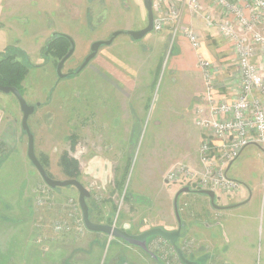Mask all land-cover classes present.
<instances>
[{
  "label": "rangeland",
  "instance_id": "obj_1",
  "mask_svg": "<svg viewBox=\"0 0 264 264\" xmlns=\"http://www.w3.org/2000/svg\"><path fill=\"white\" fill-rule=\"evenodd\" d=\"M1 9L2 17L14 14L10 22L12 27L17 26L11 31L5 27L9 47L5 52L13 60H27L29 65L21 81L22 94L27 103H38L28 118V126L34 137L35 154L44 169L53 179H77L90 192L86 204L92 222L118 225L126 218L132 220L136 229L140 228L139 221L145 225L150 212L141 213L148 210L150 200L147 202L134 192V187L150 186L154 191L151 200L163 209L172 204L175 190L182 188L166 181L169 170L181 164L201 168V131L192 121L204 90L199 65L203 59L215 64L219 71L217 90L228 92L222 81L236 71L234 61L227 59L230 53L220 50L226 39L218 32L199 35L201 45L196 50L170 24L140 40L123 33L110 45L101 46L95 57L76 73L94 40H106L115 30H139L146 26L142 0H0ZM181 12L183 28L187 23ZM27 25L35 27L37 33L29 35L32 39L23 44L20 31ZM54 30L69 34L75 42L74 52L63 64V78L55 71L59 60L43 54ZM20 40L22 49L17 50L14 45ZM37 51V55L32 54ZM0 111L1 215L24 216L19 205L30 198L50 243L28 239L29 250L35 254L56 247L63 260L71 243L87 231L78 191L74 186H47L32 165L27 157V134L21 127L22 112L14 95L0 91ZM61 157L76 162L77 176L64 173ZM229 167L228 176L238 179L241 185L226 196L246 194L249 202L232 212L241 222L255 224L248 226L256 235L253 264H264V147L246 146ZM186 194L176 198L178 216L201 193ZM205 196L209 199L204 194L202 197ZM9 202L11 212L5 208ZM56 224L69 229L56 231ZM183 229L182 234L188 232ZM5 234L0 237V250L5 255L14 249L18 254L26 252L23 235ZM184 234V240L193 239ZM9 236L15 242L9 243ZM183 255L190 260L187 254ZM11 257L0 254V264H9L11 259L10 264H21L19 258ZM45 260L47 264L54 263L52 255Z\"/></svg>",
  "mask_w": 264,
  "mask_h": 264
},
{
  "label": "built area",
  "instance_id": "obj_2",
  "mask_svg": "<svg viewBox=\"0 0 264 264\" xmlns=\"http://www.w3.org/2000/svg\"><path fill=\"white\" fill-rule=\"evenodd\" d=\"M151 1L153 31H161L170 24L172 30L179 31L197 50L201 45L198 32L180 26L181 10L186 8L201 15L207 27H216L232 46L236 71L232 78L237 86L234 93L217 90L219 71L215 64L203 59L199 65L204 90L193 121L201 131V168L181 164L166 176L167 182L187 187L189 192L212 190L217 197L229 195L241 185L228 176L229 166L246 146L264 147V0H212L220 10L217 19L204 10L200 0ZM1 119L0 111V122ZM54 228L69 229L64 224H56ZM164 243L166 240L158 237L150 244L162 259L166 254ZM192 244V240H184L181 250L189 249Z\"/></svg>",
  "mask_w": 264,
  "mask_h": 264
},
{
  "label": "crops",
  "instance_id": "obj_3",
  "mask_svg": "<svg viewBox=\"0 0 264 264\" xmlns=\"http://www.w3.org/2000/svg\"><path fill=\"white\" fill-rule=\"evenodd\" d=\"M200 2L204 10L212 13L216 19L219 18L220 10L212 0H200ZM3 11L4 10L1 9L0 12L3 13ZM2 13H0V54L6 53V49L9 48L6 41L7 37L5 36V27L8 28V31H11V29L15 30V27L17 29V26L12 27V22H10L14 14L2 17ZM183 20L187 23V25L184 26L193 28L196 32H198L199 35H204L207 33V35L212 36L215 32L216 34L218 32L216 27H207L204 24L201 15L193 14L186 8L183 10ZM19 29L22 28H18V30ZM22 30L23 31L20 32H22L21 34L24 37V39H22L23 44L29 43V40L32 39L31 37H28L29 35L37 33L35 27L31 28L28 27V25ZM53 33L66 34L65 32L54 30L50 36H52ZM66 35L70 36L69 34ZM223 40L225 39L223 38ZM225 41V44L220 48V50H222L221 52L223 53H230L231 57H227V59H232L234 61L232 46L227 40ZM20 43L21 40L17 41V43L14 45V48H17V50L22 49L19 46ZM35 43L36 42H34V44ZM33 50L34 49L31 51ZM32 54L37 55L38 51ZM224 78L225 81H222V84H226V86H228V93H234V91L237 89L236 82L232 81L231 76H226ZM193 118L194 116L192 117V121ZM232 179L236 181L238 180L235 177ZM149 187L150 186L144 189H141L139 186L134 187V192L140 193L139 195L142 197L144 196L146 200H150V202L147 200L148 210H143L141 213L144 215L143 213L150 212L151 217L145 220V225H143L144 221H139V226L141 229H136L131 219L127 220L126 218H123L118 225L114 224L115 226L125 230L130 234H139L145 230L155 227L162 228L165 231H174L180 228V236L177 240V245L179 248L183 245L184 233L182 234L181 229L184 228L183 231H188L184 234V236L188 235L192 237L193 244L188 250L185 252L182 250V252L183 254H187L192 264H253L255 250L254 243L256 240V235L252 229L248 228V226L255 224H253V222H241V219H237L236 214L232 212L236 211L239 206L247 203L248 200H246V194L242 193L236 197H222L218 203L214 201L219 207L211 206L212 203L210 199H208L206 196V198H203V194H197L193 198L194 204L190 206V208H183L178 218L175 209V196L177 189L175 190L176 192L172 200V204H166V206L162 209L157 208V201L154 203L153 200H151V198L154 196V191L151 187ZM179 197L180 196L177 198ZM217 198L218 197L215 196V199ZM160 203L161 202H158V205ZM33 207L34 204L31 202L30 198H27L25 203L19 205L20 213H24V216L9 218V216L6 215L5 217H2V213L0 212V237L4 233H6L5 235H23L25 243L24 247L27 246L26 252L24 254H22V251H20V254H18L14 248L13 251H9V249H7L6 251H9L6 252L7 255H5V252L0 250V254L4 257L12 255L13 258H19L21 264H47V260H45V258L49 255H52L54 262L51 264H184L179 262L180 259L178 255L176 254L172 245L167 241L166 244L164 243L166 248L165 262L157 252H151L150 250H152V248L150 247V244L156 239L154 236L147 239V244L150 248L149 252H147L138 246L128 244L122 239L113 238L106 234L89 230L84 232L82 237H78L74 243H71L70 249L66 254L67 256H65L63 260H60V251L56 247H53L50 252H47V248L46 250L43 249L42 251L38 250L34 254V250H29L28 248V239L34 240L38 238V240L40 239L42 241H47L46 244L50 242L46 240L47 237L44 235V232L47 234V231L44 226H42V224L37 221V214H35ZM5 208L11 212L12 204L9 202L7 206L5 205ZM7 241L9 243L15 242L13 237L10 238V236L9 238L7 237ZM103 257H107L106 260L103 259ZM11 261L13 260H9L8 263L10 264Z\"/></svg>",
  "mask_w": 264,
  "mask_h": 264
},
{
  "label": "water",
  "instance_id": "obj_4",
  "mask_svg": "<svg viewBox=\"0 0 264 264\" xmlns=\"http://www.w3.org/2000/svg\"><path fill=\"white\" fill-rule=\"evenodd\" d=\"M142 1H143V6L147 13L146 26H144L143 28L139 30H125V31L115 30L111 33L108 39L93 41L90 45L89 53L85 56L83 62L77 68L76 73L80 72L95 57V55L97 54L101 46L110 45L113 42L114 38H116L118 35L126 33L133 40H140L144 38L148 33L153 31L154 15H153V9H152V1L151 0H142ZM52 35H54V33ZM73 52H74V43L72 44V47L68 50V52L58 61L55 67V71L58 77L60 78L65 77V74H63L61 70H62L63 64L72 55ZM0 91L5 94L14 95V97L18 101L20 110L22 112L21 127L26 132L27 138H28L27 157L32 163V165L36 168L37 172L39 173V175L41 176L45 184H47V186L51 188L74 186L77 189L78 194H79L78 202H79V206L82 212V219H83V223L87 230L93 231V232H100V233L106 234L113 238L122 239L128 244L142 248L144 251H148L147 239L152 236H158L160 238L167 240L172 245L179 259L184 264H192V262L189 261L183 255L182 250L177 245V240L180 236V228L174 231H165L162 228L155 227V228H150L148 230H145L139 234H130L126 232L125 230L115 226L114 224H102V223L92 222L89 219L88 206L86 204V199L90 196V192L77 179L57 180V179L51 178L35 154L34 137L28 126V118L34 112L35 107L38 105V103L36 105H31L27 103L23 95L20 94L18 89L13 86H1L0 85ZM186 192H189V189L187 187H182L177 191L175 197L177 198L180 194L186 193ZM199 193L207 195L212 205L215 207H219L214 202L215 193L212 190H201ZM175 209H176V199H175ZM177 217L179 218L178 215Z\"/></svg>",
  "mask_w": 264,
  "mask_h": 264
},
{
  "label": "trees",
  "instance_id": "obj_5",
  "mask_svg": "<svg viewBox=\"0 0 264 264\" xmlns=\"http://www.w3.org/2000/svg\"><path fill=\"white\" fill-rule=\"evenodd\" d=\"M73 43L74 42L70 36L63 33H55L54 35L51 36L50 40L46 43L45 47L43 48V54L44 55L50 54L57 60H60L72 47ZM28 66L29 65L27 60L25 61L13 60V57L7 53L1 55L0 85L13 86L18 89L20 94H22L21 81L28 73V69H29ZM40 162L42 164L41 160ZM60 164L61 167L63 168L64 173L67 176L69 177L77 176L78 167L76 162H74L72 159L61 157ZM43 167L45 168L44 165ZM118 184H120V181H117V185ZM149 250L150 248L148 247L147 252H149ZM150 251L154 253L153 250ZM163 259L165 260V257ZM179 262L183 263L181 260H179Z\"/></svg>",
  "mask_w": 264,
  "mask_h": 264
}]
</instances>
